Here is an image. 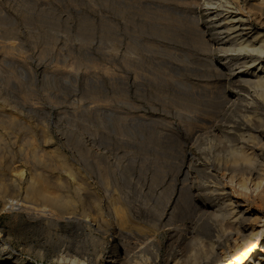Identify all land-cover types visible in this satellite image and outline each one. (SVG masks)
Here are the masks:
<instances>
[{
    "label": "rangeland",
    "instance_id": "374dc122",
    "mask_svg": "<svg viewBox=\"0 0 264 264\" xmlns=\"http://www.w3.org/2000/svg\"><path fill=\"white\" fill-rule=\"evenodd\" d=\"M229 1L264 29V0ZM208 2L216 0H0L2 264H68L64 258L73 255L105 264L115 251L130 252L129 264H167L198 253L201 246L208 249L213 234L208 227L215 223L193 204L213 205L202 190L211 185L210 170L184 138L186 115L207 116L208 128L198 140L223 153L240 145V131L255 134L249 142L264 168V102L246 86L237 92L229 79L211 72L224 64L225 53L214 35L202 40L197 18L204 17L191 12L192 5L202 9ZM223 81L229 103L217 99ZM188 150L200 164L190 168L197 177L192 194L178 171L187 165ZM157 162L166 165L157 170ZM222 182L260 217L257 228L263 231L264 187L258 195L250 182L240 187L238 176ZM40 183L71 201L67 211L77 221L43 212L51 206L27 193L30 184L35 190ZM14 201L29 205V213L16 205L12 209ZM120 201L150 234L153 230L149 250L158 254L113 233V208ZM100 220L108 225L106 238L86 223ZM192 230L204 235L203 241ZM89 233L101 239L95 250ZM257 247L264 248V235Z\"/></svg>",
    "mask_w": 264,
    "mask_h": 264
},
{
    "label": "bare ground",
    "instance_id": "6f19581e",
    "mask_svg": "<svg viewBox=\"0 0 264 264\" xmlns=\"http://www.w3.org/2000/svg\"><path fill=\"white\" fill-rule=\"evenodd\" d=\"M231 5L232 4L229 0H216V2L206 3L202 9H199L198 6L192 5L191 12L197 15L202 12L201 15L204 17V20L201 19L200 15H198V17L200 16V18H197V24L200 25L199 32L202 37V40L205 39L206 35H210V36L214 35V39L216 40V42L214 43L221 51L225 53V56L223 58V60L225 61L224 64H219L221 65V67H216L214 71L211 72L212 73L214 72V74L218 77L222 76V78L225 77L224 79H229L230 82H232L230 84L237 90V92L242 91L244 89L243 86H246L247 88H249V90L253 92L254 98H258L262 102H264V29H259L249 20V18L244 16L238 10L232 8ZM199 43L202 44V41ZM212 44L213 42L209 43L208 46L210 51L212 48ZM226 64L235 67L232 69H228L225 67ZM226 84L227 81H223L220 87L218 86L219 97L218 98L215 97V99L217 98L219 100L218 102L220 103H229L230 99L232 98L231 97L229 99L226 95V93L229 90L226 87ZM207 97L209 98L210 96L208 95ZM218 102L215 103L213 100V102L210 104L214 105V104H218ZM231 102H236V101L231 100ZM206 105L209 106V103H207ZM202 109L203 108H201V110ZM193 114L195 116V113ZM194 116L188 114L186 115V119L184 118L185 120H187L186 124L183 121L185 125V128L183 127L184 138H188L189 141H191L190 142L191 145L196 146L198 153H200V155L203 156L204 158V163L202 164V166L205 169L210 170V178L208 179H210L209 182L211 185H206L205 187L202 188V190L206 195H208L212 199L213 205L211 206L208 203H198V204L194 203L193 205L195 209L199 211L200 214H202V216H208L213 220L212 222H214L215 224L209 225L210 227H208L209 232L211 231L213 234L210 238L208 236L210 241L207 243L208 244V247H206L208 248L207 250H202L204 247L201 246L200 249L202 251L201 250L199 252L196 251L198 253L192 252L193 254H190L189 256L187 255L186 257L184 256L185 257L184 259H182V257L177 259H174L175 257L172 259L170 258V260L167 261V264H212L214 263L215 260H220L221 258L223 259L226 252L230 253L231 258L223 259L221 260V262L218 261L220 262L219 264H250V258H253L254 256H256L254 258L255 264H264V248L260 249L257 247V244L260 242L262 236L264 235L263 233L264 230L261 231L262 229L258 230L257 228L258 222H260V217L253 212L254 210L250 206H248L246 203H243V201L240 200L238 196H234L233 194L230 193L228 194L226 191V187L222 185L223 184L222 178L225 179L226 177V179L232 181V179L238 176V180H239L238 184L240 187L247 188V184H249L248 182H250L254 190H258V195L260 194V191L263 190L264 168L262 167V165H260L261 158L259 154H257L256 152V148L254 147L255 145L253 146L249 142L251 140H256L257 136L251 133L250 134L241 133L243 131L242 130L240 131V138L238 137L241 140L240 145L239 146L234 145V147L233 146L229 147L226 151H224L225 153H223L219 150L217 151L214 148V145H212L210 142L207 144V143H202L201 140H198L199 136L203 133V131L207 130L208 127L205 126L208 125L210 121L206 119L207 116L205 118V117H201V115H198V112H197V116L195 117ZM195 122H197V124H194ZM209 126L212 128V125ZM168 136H171V134ZM174 140L176 139L174 138ZM212 154L214 155V157L211 159L210 156H213ZM183 155H184L183 158H186L185 160L187 161V165L183 167L182 164H180L178 171L184 175L187 182V183L185 182L184 186L186 185L185 188L187 191H189L188 193L190 194L192 191L191 185L193 184L194 180L197 178L195 173L192 172L190 168L192 167L194 169L198 168L200 164L199 163H198L199 165L195 164V161H197L198 159L197 158L198 155L192 150H188ZM158 164L159 163L157 162V164L155 165L157 170L161 169L163 165H166L163 163L162 164L160 163L161 165ZM151 165L154 166L153 164ZM37 174L39 175V173ZM41 180L38 177L37 181L40 182ZM41 183L43 184L44 182L41 181ZM42 184L41 186H38V188L35 190L31 189L32 184H30L29 185L30 188L28 189L27 193L32 196L31 199L33 197H40L45 204L51 206V208L49 209H43V212H47L49 216L55 217L56 219L63 220L65 222L77 221L71 216L70 212H68L69 210L67 211V207L70 206L71 201L68 198H61L58 194H51L48 189V186L46 185L43 186ZM191 199L194 201V195L191 196ZM247 201L249 200L246 199L245 202ZM120 202L116 208H113V212H114L113 215L115 214L114 219L116 220L115 223L116 228L113 233L120 236V239H122L123 242L126 239L131 240V242L132 240H134L136 247H138L140 250L143 249L145 252V250L147 249L148 251H150L149 249L151 247V242L153 240L152 239L153 230L151 229L152 233L150 234L148 232L150 229L148 225L146 227V225L144 226L139 221H137V218H135L134 215L131 214L132 211L131 208H129L124 201H123L124 203H122V201ZM14 205H16L17 209H23L28 213L30 211L29 210L30 206L27 205L26 203L24 204L18 201L9 203V206H11L12 209ZM136 211H134V213ZM86 223L89 226H93L94 230L98 232H102L103 237L105 238L107 237L109 233V228L106 222L94 221V223L91 224L90 222L87 221ZM191 233L194 238L198 239L197 241H201V240L203 241L202 236L204 235L197 233L195 230H192ZM89 235L90 238L92 239L90 240L92 241V245L95 250L96 242H98V240L101 241V239L96 238L91 233H89ZM127 243H129V241ZM122 244H123L121 245L122 247L119 246V248L125 250L126 245H124V243ZM200 245H198V247ZM153 247L154 246H152V249ZM116 249L118 251V247H116ZM157 251L155 252L150 251V252H152L154 256V254L155 255L158 254L156 253ZM118 252L115 251L114 253L111 252L112 254H108L105 257V261H104L105 264H125V263L129 264V261L131 260L129 258L130 252L128 254L126 251H123V255L120 256L118 255ZM75 256L73 255L72 257L70 256L68 258H64V257L63 258L65 262H68V264L95 263V260L94 262H92L90 258L82 259L81 257H75ZM97 257L98 256H96V258ZM0 264H2L1 257H0Z\"/></svg>",
    "mask_w": 264,
    "mask_h": 264
}]
</instances>
